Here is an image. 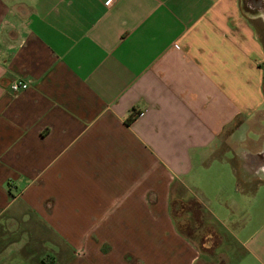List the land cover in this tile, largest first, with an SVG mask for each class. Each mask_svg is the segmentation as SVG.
<instances>
[{"label": "crops", "instance_id": "1", "mask_svg": "<svg viewBox=\"0 0 264 264\" xmlns=\"http://www.w3.org/2000/svg\"><path fill=\"white\" fill-rule=\"evenodd\" d=\"M235 247L264 264V0H0V264Z\"/></svg>", "mask_w": 264, "mask_h": 264}, {"label": "rangeland", "instance_id": "2", "mask_svg": "<svg viewBox=\"0 0 264 264\" xmlns=\"http://www.w3.org/2000/svg\"><path fill=\"white\" fill-rule=\"evenodd\" d=\"M200 235L205 237V238L202 239V241L209 242L211 244L209 248H206V249H208L211 252L213 250L214 246L217 245V238H215L214 236H212V237L208 236L207 237L205 232L200 233ZM225 236L227 238H229L228 241H231V240L233 241L232 237L230 235H228L227 232L225 233ZM234 249H235L234 252H227V254H228L227 255L228 256L227 262L221 263L220 261H218V264H237L236 262L238 261V258H239V256L241 254H239L238 249L236 247L233 248L232 251ZM224 250H225L224 247H220V246L217 247V253H219V254H224L225 255Z\"/></svg>", "mask_w": 264, "mask_h": 264}, {"label": "built area", "instance_id": "3", "mask_svg": "<svg viewBox=\"0 0 264 264\" xmlns=\"http://www.w3.org/2000/svg\"><path fill=\"white\" fill-rule=\"evenodd\" d=\"M28 87V84L25 82V81H22V80H14L13 82H11L10 84V89L13 91V92H18L20 90H24Z\"/></svg>", "mask_w": 264, "mask_h": 264}, {"label": "trees", "instance_id": "4", "mask_svg": "<svg viewBox=\"0 0 264 264\" xmlns=\"http://www.w3.org/2000/svg\"><path fill=\"white\" fill-rule=\"evenodd\" d=\"M137 113L133 112L131 113L126 119H125V123L129 124L130 122H132V120L136 117Z\"/></svg>", "mask_w": 264, "mask_h": 264}]
</instances>
